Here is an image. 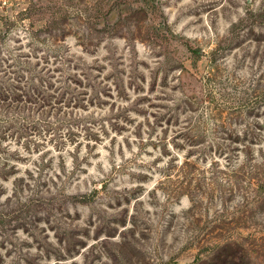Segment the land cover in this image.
Returning a JSON list of instances; mask_svg holds the SVG:
<instances>
[{
	"label": "rangeland",
	"instance_id": "1",
	"mask_svg": "<svg viewBox=\"0 0 264 264\" xmlns=\"http://www.w3.org/2000/svg\"><path fill=\"white\" fill-rule=\"evenodd\" d=\"M0 264H264V0H0Z\"/></svg>",
	"mask_w": 264,
	"mask_h": 264
},
{
	"label": "trees",
	"instance_id": "2",
	"mask_svg": "<svg viewBox=\"0 0 264 264\" xmlns=\"http://www.w3.org/2000/svg\"><path fill=\"white\" fill-rule=\"evenodd\" d=\"M2 99H0V101H1Z\"/></svg>",
	"mask_w": 264,
	"mask_h": 264
}]
</instances>
